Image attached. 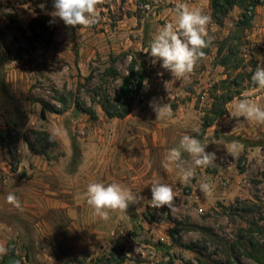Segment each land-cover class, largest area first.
Listing matches in <instances>:
<instances>
[{"label": "rangeland", "instance_id": "1", "mask_svg": "<svg viewBox=\"0 0 264 264\" xmlns=\"http://www.w3.org/2000/svg\"><path fill=\"white\" fill-rule=\"evenodd\" d=\"M179 3L211 17V0H103L95 25L71 27L51 15L54 0H0V243L23 264H257L246 254L242 230L264 228V124L235 109L245 98L264 107V89H251L245 77L228 114L203 128L227 79L218 43L241 11L221 27L211 17V46L189 80H174L148 52L158 29L174 22ZM240 52L247 65L252 57L264 65V0ZM133 68L143 76L141 95L126 119H109L97 102L115 95ZM166 81L173 82L170 93ZM150 102L170 104L171 116L157 119ZM76 103L93 106L98 120ZM9 128L19 136L17 154ZM53 129L54 142L44 135ZM184 135L217 157L196 167L187 184L178 170L163 167ZM233 143L236 159L225 148ZM182 160L191 163L187 152ZM157 181L173 188L171 208L151 207ZM90 183H118L143 199L103 220L83 196ZM201 183L212 186V195L199 191ZM9 193L21 209L7 202Z\"/></svg>", "mask_w": 264, "mask_h": 264}, {"label": "clouds", "instance_id": "2", "mask_svg": "<svg viewBox=\"0 0 264 264\" xmlns=\"http://www.w3.org/2000/svg\"><path fill=\"white\" fill-rule=\"evenodd\" d=\"M103 0H54L55 11L51 15L58 17L65 25L75 27H91L98 22L97 6ZM211 17L203 13L199 7H190L187 4L176 5V17L158 29L150 45V56L153 62L162 61L161 67L171 73L174 80H189L197 65V62L205 56L203 51L211 46L213 37L209 35L208 25ZM51 23V22H50ZM252 82L264 89V65L258 66L251 77ZM172 81L164 83L165 90L170 93L169 85ZM147 84V81H145ZM157 114V119L171 116L170 104H152ZM236 112L250 121L264 124V107L256 101L245 98L236 105ZM198 131V130H197ZM56 137L55 129L52 130L49 139ZM206 147L195 137L184 135L178 148L168 150L165 155L163 167L168 171L173 168L178 170L182 183H190L196 167L207 168L216 160L214 152H206ZM227 153L236 159L239 155L237 146L233 143L225 147ZM182 152H187L191 157V163L182 160ZM151 207L161 209L171 208L175 201V192L168 184L153 182L151 184ZM199 191L206 197L212 195V186L201 183ZM86 203L92 208L93 216L103 220L110 217L111 212H126L131 204L139 203V200L129 190L118 183H90L83 194ZM7 202L17 209H21L19 198L9 193ZM8 249L0 243V256L6 255Z\"/></svg>", "mask_w": 264, "mask_h": 264}, {"label": "trees", "instance_id": "3", "mask_svg": "<svg viewBox=\"0 0 264 264\" xmlns=\"http://www.w3.org/2000/svg\"><path fill=\"white\" fill-rule=\"evenodd\" d=\"M262 1L263 0H211V17L216 25L220 27L223 26L229 15L236 8L240 9L241 15L239 20L234 23L230 34L218 43L217 60L219 66L226 70L227 79L220 82L222 93L219 94L220 90H216L213 98L214 105L212 109L205 114L203 123V128L205 130L213 127L218 119L225 117L228 114L227 105L242 95V79L244 80L245 77L249 79L251 89H257V87H259L254 84L251 79L258 67V63L252 57L247 65L240 51L247 38V32L253 27L257 17V9L262 6ZM54 10V8L50 9V11ZM248 67L252 69L251 72H240L242 69L247 70ZM109 73L114 78L118 76V72L114 69H111ZM143 81L141 72L137 74L135 68H133L130 70V76L124 79L119 91L113 96L106 93L99 98L97 104L109 119L124 120L131 114L133 106L141 95ZM75 106L77 111L88 115L91 120H98L99 115L93 106L88 107L86 104L81 106L80 103H76ZM47 110L48 106L44 105L42 110L43 117H45ZM13 135H16V138H14ZM44 135L50 137L48 134ZM7 136L8 141L14 140L13 142L15 143L11 144L12 147L10 148L13 153L17 154V146L15 145L16 142L19 141L17 131L9 128L7 130ZM5 141L6 139L3 138L2 142ZM54 141L55 140H53V142ZM32 151H34L33 148ZM242 231L247 234L245 245L247 256L257 264H264V228L255 223L251 224L250 229ZM22 261L23 260L19 258L14 251L8 250L7 254L3 257L2 264H23ZM199 263L201 264V262Z\"/></svg>", "mask_w": 264, "mask_h": 264}, {"label": "built area", "instance_id": "4", "mask_svg": "<svg viewBox=\"0 0 264 264\" xmlns=\"http://www.w3.org/2000/svg\"><path fill=\"white\" fill-rule=\"evenodd\" d=\"M213 182H214V181H213V180H211V184H212V185H214V183H213Z\"/></svg>", "mask_w": 264, "mask_h": 264}]
</instances>
